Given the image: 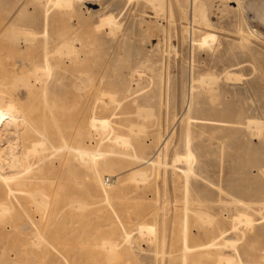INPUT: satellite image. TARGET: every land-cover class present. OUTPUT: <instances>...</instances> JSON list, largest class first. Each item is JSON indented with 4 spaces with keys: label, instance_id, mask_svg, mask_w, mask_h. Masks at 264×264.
I'll use <instances>...</instances> for the list:
<instances>
[{
    "label": "rangeland",
    "instance_id": "374dc122",
    "mask_svg": "<svg viewBox=\"0 0 264 264\" xmlns=\"http://www.w3.org/2000/svg\"><path fill=\"white\" fill-rule=\"evenodd\" d=\"M147 1L151 3L74 0L70 9L49 8L45 25L42 1L0 0V65L20 59L38 63L45 47L41 36L44 26L50 50L59 46V33H68L66 40L74 34L82 47L76 58L67 50L59 57L57 52L50 53L55 66L48 76L22 73L16 63L14 72L6 74L0 66V81L5 84L0 88L29 113L31 125L45 132L50 139L48 147H61L64 141L94 152L119 151L109 157L114 164L100 168L102 177L115 174L109 202H105L98 182L89 186L93 169L84 160L64 149L67 147L55 150V156L50 153L51 158L42 162L48 178L42 185L48 194L47 213L42 216L37 202L26 203L33 225L19 208L12 215L1 214L0 264H210V259L198 261L195 252L181 257L179 225L183 201L188 197L193 200L188 204V245L200 244L210 233L198 229L200 221V225H208L203 219L195 220L193 210L214 214L225 229L230 228L237 212H246L255 226L236 242L237 249L247 264L264 263V231L259 230L264 226V201H249L234 190L235 178H251L256 188L264 189V0H160V7ZM107 10L119 20L114 33L95 29L98 14ZM148 22L151 33L145 31ZM29 32L34 33V39L27 36ZM209 32L214 38L201 43V36ZM21 37L29 41L23 42ZM21 75L25 81L40 80L44 95L26 85L21 90ZM14 76L20 79L15 87L9 85L15 83ZM198 77L208 81L203 79L204 84H200ZM101 94L113 98L108 101ZM136 108L139 117L134 116ZM93 118L108 120L110 127L104 131L98 125L90 127ZM249 119L261 122L260 132L248 125ZM110 128L130 139L127 149L122 151L111 141ZM186 129L191 132L188 148L191 146L194 155L189 195L183 189L182 162L164 168L141 164L139 159L152 156L165 139L166 161L170 162L187 148ZM36 135L40 137L34 132L31 137ZM138 142L149 146L145 153L137 150ZM245 143L262 149L254 164L242 157ZM51 148L42 154L54 150ZM36 155H29L26 162L36 163ZM128 168L142 169L146 177L131 179ZM10 215L20 226L15 232L9 226ZM143 223L156 226L155 231L149 235L138 231ZM21 225L27 227L23 230ZM123 230L131 233L129 244L123 241ZM39 231L45 234V246L40 243ZM224 237L233 240L237 236L228 230ZM217 240L223 241L220 237ZM219 246L223 254L233 255V247ZM105 254L117 257L110 263Z\"/></svg>",
    "mask_w": 264,
    "mask_h": 264
},
{
    "label": "bare ground",
    "instance_id": "6f19581e",
    "mask_svg": "<svg viewBox=\"0 0 264 264\" xmlns=\"http://www.w3.org/2000/svg\"><path fill=\"white\" fill-rule=\"evenodd\" d=\"M37 1H39V2L42 1L43 6L45 7V8L43 7L45 9L43 12V15L45 17L44 18V21H45L44 24L45 25H46L47 19H48V11H49L48 9L49 8L53 7V8H58V9L59 8L70 9L74 5V0H37ZM150 1H151V3L150 2L148 3V1H147V3L150 4L151 6L154 4V3L152 4V2H156V3H159L158 7H160L159 6L160 0H150ZM104 2H105V0H104ZM106 2H107V0H106ZM193 3H194V1H193ZM101 4H100V6H101ZM95 5L96 4H94V6ZM143 6H145V5L143 4ZM98 7H99V2H98ZM95 9H93V10H95ZM149 22L147 24V30H145V31H147L148 33H151L153 30L151 27V23H149ZM155 22H156V20H155ZM143 24H144V22H143ZM152 24H153V21H152ZM119 26H120L119 20L116 18V15L114 13L108 11V12H101L98 14L97 22L95 24V29H97V30L106 29L109 31V33H114L117 31ZM155 29H156V26H155ZM185 30H186V28H185ZM12 31H14V30H12ZM47 31H48L47 26H44V29L42 31L41 36L43 37V44L45 45V47L42 48L43 51L41 53L42 56H41L40 61L38 63H33V60H32L31 61L32 63H28V62H24L22 59H20V60H16V62H14V63L1 64L0 66H2L4 69H6V74L14 72L13 66L16 63L18 65V68L22 70V73L30 71L31 74H36V73L40 72V73H42V74L44 73L45 75L48 76L51 73V71L53 70V67L55 66V64H53V62H52V58H51L52 55L50 53H52V52L56 53L57 52L58 55L56 54V57L57 56L59 57V54L62 55L61 52L63 50L64 51L67 50L66 52L68 54L72 55L73 57L76 58L79 56V53L82 51V49H81L82 47H81L80 41L76 38V36L74 34H72L70 36V38H68V40H66V36L68 35V33H59V35H58L59 46L50 50L49 48H47V45H48ZM155 31L153 32V34H155ZM16 33H18V32L15 31V34H14L15 36L17 35ZM21 33H20V36H21ZM109 33H107V34H109ZM157 33H158V31H157ZM28 34H29L30 40L34 39V36H35L34 33L29 32V33H27V36H28ZM241 34L243 36H245L243 34V32H241ZM14 35H13V37H15ZM214 35L215 34H213L211 32L202 35L201 36V41H202L201 43H205L208 40L209 41L212 40L214 38ZM19 38L17 37V39H19ZM21 38L23 39V42L25 40L29 41L28 37H21ZM13 40H14V38H13ZM15 41H16V38H15ZM78 41H79V45L77 44ZM242 41H243V43H245V42L247 43V41L243 40V38H242ZM20 42H21V40H20ZM21 45H23V44H21ZM63 55H65V54H63ZM57 60H58V58H57ZM5 61H7V60H5ZM26 66H29V67L27 68ZM25 67L27 69H25ZM27 73H29V72H27ZM27 73H26V76L24 78L27 77ZM16 75H19V74L16 73ZM22 75L20 77H21V79H22L21 81H23L24 85L22 83H20L19 88H21V90L26 85L30 90L33 89L34 92H38V91L42 92V95H44L43 93L45 92V89H44V87H42L39 84L40 80H35L33 82H31L29 80L25 81V79L22 78L23 77ZM45 75H44V77H45ZM41 77H43V76L41 75ZM14 78H15L14 79L15 83H13V81H12V83L9 84L10 86L12 85L13 87H15L16 82L20 81V79H18V81H17V77L14 76ZM198 78L200 79L201 77H198ZM203 79L208 81L207 77L206 78L204 77V78H202V80L200 79L201 80V82L199 81L200 84L201 83L204 84ZM211 79L214 80V78L212 76H211ZM211 79L209 78V80H211ZM3 84L4 83L0 81V85H3ZM18 84L16 86H18ZM21 84L23 86H21ZM43 84H44V82H43ZM15 89H17V88H15ZM47 90H49V89H47ZM54 90H56V89H54ZM16 92H18V91H16ZM100 96H105L107 98V95H105V94H103V95L101 94ZM111 96L113 98V95H111ZM111 96H108V98H107L108 101H109V99H111L110 98ZM42 100H43V98H42ZM99 100H100V98H99ZM112 102H114V101L110 100V103H112ZM136 110H137V112L134 116L137 115V117H139L140 116V114L138 113L139 111L137 108H136ZM143 111L145 112L146 110L143 109ZM143 111H142V114H144ZM149 111H150V109H149ZM42 112H43V110H42ZM86 113H87V111H86ZM48 114H49V118H51V120H52L51 114L50 113H48ZM138 114H139V116H138ZM147 115H148V113H147ZM149 115H150V113H149ZM28 116H29V113L26 110H24V108L21 109L20 106H18L15 99L13 98V95L9 92H6V90H4V88H0V216H1V214L3 215V213L11 214L12 212H15L14 209L19 208L21 215H24L25 218H27L28 221L31 222V224L33 225L34 221H32V218L29 217L30 211L28 212V210L26 209L28 207H25L26 203H28V202H37V204L40 206L39 208L41 210L42 216H44L43 213L45 212V209L47 210V208L49 207V200H48V194H46L45 191L43 190L44 188H42L44 181L46 179H48L46 177V175H44L46 167L42 164V162L46 158H51V157H48V155L50 153H51V155L53 154V156H55L54 154L56 152H58L60 150V148H64V147H67L64 149H67V150L69 149L70 152H73L72 154L75 153V157L77 159L81 160L82 162L84 160V162L90 167V169H93L92 170L93 175L91 177L92 179L89 182V186L94 187L95 181L98 182V185L100 187V191L104 195V199L106 200L105 202H107V201L109 202L108 199L112 198V197H110L111 191H113L114 186L116 184V179H113L115 177V174L112 175L110 173H107L108 175H106L105 177H102L101 176L102 172H101L100 168L109 167L112 164H114L113 159H110L109 157L113 156L115 154H119V151L113 150V148H111L109 151L94 152V150L91 151V150L87 149L86 147L71 146L70 144H66V142L63 141V144L61 147L51 146L52 148H54V150H51L46 155L42 154V153H44L45 149L47 151V149L51 148V147L47 146V143L50 139L47 140V138H46L47 135L45 134V132L41 133L37 127H34L33 125H31L29 123ZM55 121H56V119H55ZM90 121H89L91 123L90 127H92V126L95 127L96 125H98L99 128L101 127V129L103 130L107 126H109V121L104 119V118H97V119L93 118ZM22 125L24 126L23 128H22ZM248 125H250V126L253 125L252 128L256 129L257 132L261 131L262 126H261V122H259V121L249 119ZM26 126H29V127H26ZM246 126H247V122H246ZM43 128H44V126H43ZM110 129H111L110 132H112V140L111 141L116 146L118 145L117 147L121 148L122 151L124 150V148L127 149L126 147H128L130 139L128 140L127 137L125 138L123 135L113 132L114 130H112V128H110ZM139 129H141V128H139ZM41 131H42V129H41ZM33 132L40 135V137H38L37 135H36L37 138L31 137ZM185 132L186 133L184 134V137H186L185 139H187V141L184 140V142L186 143L184 146L185 147L187 146V148L185 149L184 153L172 156L173 158H172V160L170 158V162L166 161V152L167 151L165 149V145H166L165 139H163L162 142L160 141V144L156 148V152L154 154H152V156L147 157L146 159H144V158H139V159L141 161L140 162L141 164L147 163V165H150L152 167L163 166L164 168H166L169 165V163H172V165H174L176 162H179V163L182 162V164L184 165V168L181 170V172H182L181 176H182L183 181H184L183 189H184V192H186V194L189 195L190 192H189V189L187 188V184L189 182V178L191 177L190 174H193V167H192L191 163L194 161V155H192L193 150L190 148L191 146L188 148L189 142H190L189 141V134L191 132H189V129H186ZM6 134H8L9 136L11 135L12 137L11 138L9 136L7 137ZM102 135H104V134H102ZM135 137H136V133H135ZM135 137H132V139H134ZM261 146H262V144H261ZM148 148H149V146L144 145L140 142H138V144H137V150L141 151L142 153H145ZM189 149L192 152H190ZM54 151H55V153H54ZM261 151H262V149L260 147L257 149H252L250 144L245 143V145L243 147L242 157L243 158L248 157L250 162L254 164L257 162L256 161L258 159L257 155H259V156L262 155ZM121 153L122 152H120V154ZM33 154L34 155L40 154L38 156L36 155L38 157L37 158L38 161L36 163L29 164L28 162H26V159L28 158L29 155H33ZM74 166H76V165L73 164L72 167L74 168ZM67 168H68V170H71V164H68ZM128 170H129V172L131 171V173H130L131 179L133 177L137 176L140 178L142 177L141 179L143 180V177H146V172L142 169L133 170L131 168H128ZM170 170H173V169L171 168ZM243 170H245V169H243ZM66 172H67V170H66ZM129 177H130V175H129ZM106 179H107V182H106ZM234 181L236 184L234 186V190L237 191L238 193H240L241 195H246L247 196L246 199H248L249 201H251V200H256L258 202L264 201V189L256 188L254 186V180L253 179H251V178H248V179L235 178ZM201 194L205 195L206 192H202ZM184 199L185 200L183 202L185 204L183 207V211H184L183 212V218L181 220V224L179 225V226H181L180 231H182L181 232V237H182V243H181L182 255H181V257L183 259H185L187 257V255L189 254V252H195V256H197L199 258L198 261H202V260L208 261L210 259V261H211L210 264L211 263L212 264H247L246 261L241 258V256H240L241 253H239V251L237 249L236 242L238 240H240L242 237L244 238L245 235L247 234L246 233L247 231L251 232V230L254 229V226H255L254 222H253L254 219L246 212H237V214H235V216L232 217L233 219L231 220L232 222H231L230 228L225 229L221 225L222 220L220 218L216 217L214 214L212 216L208 215V214L203 215L201 213H204V212H200L199 209L193 210L192 212H194V214H195L194 219H195V217H196L195 220L200 221V219L201 220L203 219V220H205L204 222H206V224L208 225L207 227L204 226V224L202 226V225H200V224H202V221H200L198 229L201 231H205V232L210 231V233H209V236L207 237V239L205 241L201 242L200 244L188 245L187 244V235H186V233L188 232L187 231V229H188V215H187V213L189 210L188 204H189V202H191L193 200L191 198L189 199V197H188V199L187 198H184ZM233 201L239 202L244 206L250 205L247 201L246 202L241 201L240 199H238V200L233 199ZM76 202H78V201H76ZM197 202L199 203L200 201L197 200ZM76 205H78V204H75V207H76ZM262 205H264V202H262ZM80 207L82 209L83 206H80ZM81 209H80V212H81ZM195 209H197V207ZM46 213L47 212H45V214ZM82 213H83V211H82ZM191 214L194 215L193 213H191ZM11 215H10V217H11ZM24 216H22V217H24ZM11 219L12 220L10 221L9 226H10L11 231L15 232V230L16 229L18 230V227H20V226H17L18 222L13 220L12 217H11ZM42 219H43V217H42ZM194 219H193V221H194ZM262 219H264V218H262ZM239 223H242L243 227L239 228L238 227L239 225L237 226V224H239ZM21 226L23 227L22 228L23 230L27 227V226L25 227L23 225H21ZM155 228H156V226H154V225H148V224L146 225L143 223L142 225L140 224L137 229H138V231L139 230L140 231H146L149 235V233L152 234L155 231ZM37 229H38V227L35 228V230H37ZM228 230H230L231 232H234L237 237L233 240H230L229 238H225L224 235H225V233H227ZM259 230L264 231V226H262ZM146 232H144V233H146ZM39 233H41V232L39 231ZM122 233H123L122 234L123 241L127 242L131 233L129 234V232H127L125 230H123ZM42 234L43 233H41V235H39L40 236L39 240H41V242L40 241L39 242L42 244V241H43V244L45 246V244H47V240L44 238L45 234H43V235ZM218 237L223 239V241L219 242L217 240ZM219 244H222L223 247H225L227 245H229V247H231V248L233 247L232 249H234L235 254L233 253L232 256L223 254V252H221L219 249V247H220ZM131 249H132V246H131ZM11 252L13 253V251H11ZM105 257H106V260L111 263L117 257V255H115L113 257H108L105 254ZM262 258H264V257H262ZM182 262L183 261L181 260V263ZM262 262H264V261H262ZM262 264H264V263H262Z\"/></svg>",
    "mask_w": 264,
    "mask_h": 264
},
{
    "label": "built area",
    "instance_id": "2783aa9c",
    "mask_svg": "<svg viewBox=\"0 0 264 264\" xmlns=\"http://www.w3.org/2000/svg\"><path fill=\"white\" fill-rule=\"evenodd\" d=\"M106 182H107V179H106Z\"/></svg>",
    "mask_w": 264,
    "mask_h": 264
}]
</instances>
